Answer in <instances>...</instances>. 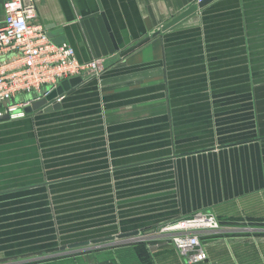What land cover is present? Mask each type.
Returning <instances> with one entry per match:
<instances>
[{
	"label": "crops",
	"instance_id": "1",
	"mask_svg": "<svg viewBox=\"0 0 264 264\" xmlns=\"http://www.w3.org/2000/svg\"><path fill=\"white\" fill-rule=\"evenodd\" d=\"M34 1L37 23L104 72L100 90L87 75L58 109L0 120V241L49 201L96 236L147 237L203 212L220 228L199 233L208 259L193 264H264V84L246 83L264 64V0H212L165 31L194 0ZM145 154L155 161L124 164ZM163 240L90 264H190Z\"/></svg>",
	"mask_w": 264,
	"mask_h": 264
},
{
	"label": "built area",
	"instance_id": "2",
	"mask_svg": "<svg viewBox=\"0 0 264 264\" xmlns=\"http://www.w3.org/2000/svg\"><path fill=\"white\" fill-rule=\"evenodd\" d=\"M1 1L0 120L25 116V108L48 96L65 80L102 71V59L81 63L71 46L54 43L49 31L36 21L38 11L34 0ZM205 1L194 0V5ZM23 96L28 97L21 100ZM63 97L57 95L52 104L60 103ZM218 229L219 223L212 214L198 212L161 226L152 239H164L188 263H200L208 256L199 233Z\"/></svg>",
	"mask_w": 264,
	"mask_h": 264
},
{
	"label": "rangeland",
	"instance_id": "3",
	"mask_svg": "<svg viewBox=\"0 0 264 264\" xmlns=\"http://www.w3.org/2000/svg\"><path fill=\"white\" fill-rule=\"evenodd\" d=\"M247 71L249 72V66H246ZM251 72H253V81L246 80L248 85L252 84L255 88L260 84H264V64L263 65H253L251 66ZM104 72V68L101 72L96 73L97 78V89L101 88L102 75ZM191 83V82H190ZM223 83V82H222ZM231 85H234L237 89H243L245 87V81L237 79L235 84L231 82ZM66 93V92H65ZM28 96H23L20 99L23 100ZM188 104H194L197 102L195 97H189ZM178 103L180 102V98H177ZM102 120H105L104 115H100ZM108 148V147H107ZM146 153V152H145ZM142 158V159H140ZM155 161L154 157L150 154L142 155V157H138L135 161L128 160L124 161L126 167H138V165H149ZM121 165L123 164L120 163ZM116 167L117 162H114ZM120 169V168H119ZM117 169H114L116 171ZM68 179V178H61ZM63 195V194H62ZM49 200L51 194H48ZM47 197V195H46ZM64 202V201H62ZM67 203V202H66ZM48 208L44 211V216L39 215V224L32 225L29 223L28 233H24L22 235H17V231L21 230L22 226L14 224V236L12 239L8 240V236L4 239L5 241H0V258L1 256H18L26 253H37L43 252L48 249L59 248L62 246H69L77 243L87 242L88 245L85 247L75 248V249H66L65 251H59L53 254H44L41 255H30L27 261H18L21 263L16 264H90L92 258L97 259L96 256L101 254V251L106 250H119V249H128V250H141L145 249V245L154 243L153 237H148V233L152 236L155 234L156 230H153L152 233L146 231L145 237L144 232H138V235L131 236L126 239H114L112 241H103L101 243L93 244L92 241L105 239L109 237H116L117 235L123 234L120 232L117 233H109L103 235H90V233L86 232L83 225L78 226H68L66 221H62L60 219L63 216V212L68 211V209L62 208H54L53 204L49 201L47 204ZM31 212V211H30ZM31 214V213H30ZM192 217V216H191ZM190 218V217H188ZM217 220V219H216ZM218 221V220H217ZM176 222V221H175ZM174 223V222H173ZM219 223V222H218ZM169 224V223H168ZM165 226V225H163ZM24 227V226H23ZM220 228V224H219ZM217 231V230H216ZM212 231V232H216ZM145 237V238H144ZM141 259H145L140 253ZM140 257H138L140 259ZM109 260H113V257H109ZM125 260L131 261L130 256H126ZM16 261V260H15ZM3 264V263H2Z\"/></svg>",
	"mask_w": 264,
	"mask_h": 264
},
{
	"label": "water",
	"instance_id": "4",
	"mask_svg": "<svg viewBox=\"0 0 264 264\" xmlns=\"http://www.w3.org/2000/svg\"><path fill=\"white\" fill-rule=\"evenodd\" d=\"M211 1L212 0H207V1L201 3V4L197 5V6L193 5L192 7H189L188 9H186L185 11L180 13L178 16L173 18L168 24H166L162 28V30L165 31V30L169 29L170 27L176 25L178 22H180L184 18H186L189 15L193 14L194 12H196L197 9L205 7ZM157 34L158 33L154 34V36H156ZM48 35H49L50 38L53 39L55 44L66 43V40L61 35V31L60 30L50 31ZM81 82H82V77H80V76L63 81L60 84V86L56 90L52 91L48 96H46L45 98H43L41 100L33 102L31 104V106L25 108L24 109L25 114H30V113H32L34 111H38V110H42L44 112H49V111L58 109L60 107V103H53L52 104L53 99H55L57 97V95H61V94H64L65 92H68L70 89L74 88L75 86H77ZM5 118H7V117H5ZM136 235H138V232L120 234V235H117L116 237H109V238H105V239L95 240V241H92V243L93 244H97V243H101L103 241H112L114 239H126V238H129L131 236H136ZM87 245H88L87 242L77 243V244L69 245L67 247L62 246V247H59V248L48 249V250H45L43 252L34 253L32 255H38L39 256L42 253H44V254H52V253H57L59 251H65L67 248L68 249H75V248L85 247ZM24 257L28 258V257H30V255L21 256V259H24ZM14 260H16L15 257H13V258H3V259H0V264L6 263V262H9V261H14Z\"/></svg>",
	"mask_w": 264,
	"mask_h": 264
}]
</instances>
